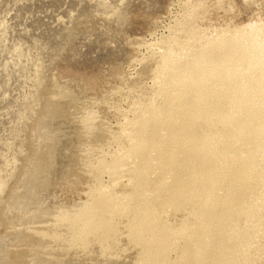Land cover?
Listing matches in <instances>:
<instances>
[{"label":"bare ground","instance_id":"bare-ground-1","mask_svg":"<svg viewBox=\"0 0 264 264\" xmlns=\"http://www.w3.org/2000/svg\"><path fill=\"white\" fill-rule=\"evenodd\" d=\"M182 23L194 41L174 36L142 59L129 86L143 96L134 115L102 104L100 114L115 116V126L56 85L35 129L38 155L5 204L13 238L31 240L27 264L257 263L264 28L248 24L207 37ZM146 77L155 79L151 91L141 85ZM113 142L118 149L106 151ZM82 182L85 201H42L41 192Z\"/></svg>","mask_w":264,"mask_h":264},{"label":"rangeland","instance_id":"rangeland-1","mask_svg":"<svg viewBox=\"0 0 264 264\" xmlns=\"http://www.w3.org/2000/svg\"><path fill=\"white\" fill-rule=\"evenodd\" d=\"M182 22L207 37L248 24L264 28V0H0V264L28 262L31 240L13 238L5 204L38 155L35 129L56 85L71 89L84 111L100 114L109 101L130 118L133 104L143 100L139 88L129 87L140 77L142 59L162 52L174 36L181 43L192 40ZM144 80L151 91L155 79ZM100 116L111 126L118 122ZM103 176L107 183L109 174ZM58 188L41 192L42 201L72 205L89 197L84 182ZM261 245L256 264H264V231Z\"/></svg>","mask_w":264,"mask_h":264}]
</instances>
